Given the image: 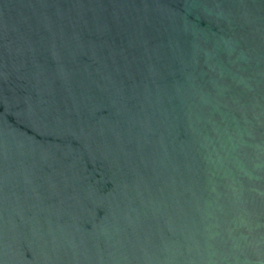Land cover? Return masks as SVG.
<instances>
[{
    "label": "water",
    "instance_id": "95a60500",
    "mask_svg": "<svg viewBox=\"0 0 264 264\" xmlns=\"http://www.w3.org/2000/svg\"><path fill=\"white\" fill-rule=\"evenodd\" d=\"M0 264H264V0H0Z\"/></svg>",
    "mask_w": 264,
    "mask_h": 264
}]
</instances>
